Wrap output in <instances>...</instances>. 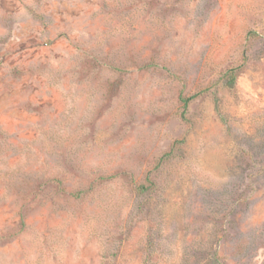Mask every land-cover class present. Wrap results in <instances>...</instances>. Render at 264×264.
I'll return each instance as SVG.
<instances>
[{
    "label": "rangeland",
    "instance_id": "1",
    "mask_svg": "<svg viewBox=\"0 0 264 264\" xmlns=\"http://www.w3.org/2000/svg\"><path fill=\"white\" fill-rule=\"evenodd\" d=\"M0 264H264V0H0Z\"/></svg>",
    "mask_w": 264,
    "mask_h": 264
}]
</instances>
